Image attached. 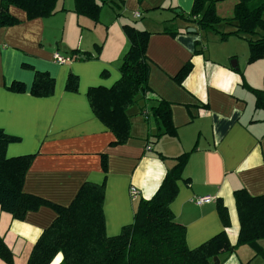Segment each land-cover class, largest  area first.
<instances>
[{
  "label": "crops",
  "instance_id": "obj_1",
  "mask_svg": "<svg viewBox=\"0 0 264 264\" xmlns=\"http://www.w3.org/2000/svg\"><path fill=\"white\" fill-rule=\"evenodd\" d=\"M113 1L119 7L103 5L97 23L74 13L73 0H58L55 14L32 20H26L22 10L9 8L20 24L0 29V129L19 138L7 146V158L35 154L22 190L66 207L84 183H104L105 234L114 237L132 223L136 202L154 195L175 158L189 153L170 204L174 221L185 228L189 249L222 230L234 245L239 222L233 192L264 194V110L255 108V97L245 87L264 93V57L248 64L243 39L223 41L213 33H197L193 24L178 17L189 13L193 0ZM235 3L219 0L216 11L228 17ZM135 12L140 18H134ZM124 25L150 34L146 56L152 93L137 99L126 112L131 138L112 146L115 136L93 113L87 91L109 89L119 80L120 62L129 48ZM219 29L231 31L228 26ZM86 52L96 57L81 59ZM55 54L72 60L57 63ZM187 63L191 71L179 85L173 78ZM33 70L54 79L53 95L29 94ZM69 74L78 78L75 93L65 91ZM14 81L22 82L26 92L8 91L6 86ZM158 99L170 104L175 137H153L157 130L150 107ZM102 155L107 157L106 174ZM131 187L137 191L134 197ZM204 196L212 197V202H193ZM217 201L227 210V228L217 214ZM55 217L48 207L28 212L21 221L0 210V236L13 254L12 264L27 263L33 245ZM258 246L264 251V240ZM257 257L243 245L228 257L217 258L219 264H252ZM0 264L6 263L0 260Z\"/></svg>",
  "mask_w": 264,
  "mask_h": 264
},
{
  "label": "trees",
  "instance_id": "obj_2",
  "mask_svg": "<svg viewBox=\"0 0 264 264\" xmlns=\"http://www.w3.org/2000/svg\"><path fill=\"white\" fill-rule=\"evenodd\" d=\"M57 1L0 0V29L20 24L10 14V7L22 10L26 20H32L55 14ZM218 1L193 0L189 13L178 17L193 24L197 33H213L220 40L237 37L246 41L248 64L262 59L264 0H236L232 15L224 18L216 13ZM73 4L74 13L95 23L99 21L103 5L110 4L114 10L119 7L113 0H73ZM220 26L231 27V31L224 32L219 29ZM122 28L129 41V48L120 62L119 80L109 89L95 87L87 91L93 113L115 136L112 146L125 144L131 138V124L126 112L137 99L145 100L152 93L148 85L149 62L146 56L150 34L129 25ZM164 33L175 35L171 31ZM95 52L98 55L100 47H96ZM199 52L195 50V53ZM96 55L86 52L80 58L90 60ZM22 67L32 69L26 65ZM191 68L190 63L185 64L173 80L180 85ZM33 71L29 94L38 98L53 95L54 79L47 72ZM245 87L255 97V108L264 110L263 91L246 85ZM6 89L14 93L26 92V86L18 81L6 86ZM77 90L78 78L69 74L65 91L75 93ZM150 112L157 130L153 136L155 139L163 135L176 136L168 102L158 99L150 107ZM16 142H19V138L7 135L0 129V210L18 221L23 220L28 212H35L41 207H48L56 214L54 221L33 245L26 264H212L214 257L226 258L243 245L251 247L255 255L264 259V251L258 246V242L264 240V194L251 196L245 189L233 192L239 222L236 243L231 245L222 230L196 248L187 247L185 228L174 221L170 204L177 196V181L182 178L189 153L175 158V165L165 173L160 186L150 199H139L136 202L132 223L124 226L119 235L108 237L105 234L102 210L104 183H84L66 207L26 194L22 190L23 182L35 154L7 158V146ZM101 169L106 174L105 155L101 156ZM216 210L222 226L229 227L227 210L220 201L216 203ZM0 260L6 264L13 263V254L5 245L2 236Z\"/></svg>",
  "mask_w": 264,
  "mask_h": 264
},
{
  "label": "built area",
  "instance_id": "obj_3",
  "mask_svg": "<svg viewBox=\"0 0 264 264\" xmlns=\"http://www.w3.org/2000/svg\"><path fill=\"white\" fill-rule=\"evenodd\" d=\"M133 16H134V18H140V14L138 12H135L133 14ZM53 58H54L55 62H57V63H66V62H69L72 60V58L70 56L62 57L58 54H55ZM145 149L150 150V147L146 146ZM129 193L133 197L137 195V191L132 187L130 188ZM212 200H213L212 197L204 196V197H197V198L193 199V202L196 205H200V204L210 203V202H212Z\"/></svg>",
  "mask_w": 264,
  "mask_h": 264
},
{
  "label": "rangeland",
  "instance_id": "obj_4",
  "mask_svg": "<svg viewBox=\"0 0 264 264\" xmlns=\"http://www.w3.org/2000/svg\"><path fill=\"white\" fill-rule=\"evenodd\" d=\"M225 4H227V6H228L229 3H225ZM223 6H225V5H223ZM232 10H233V7H232V9H230V12H229V14H228V17H230V16L232 15ZM216 13H217V11H216ZM217 15H218L219 17L224 18L223 16H220L218 13H217ZM201 33H202V32H201ZM206 34H207V33H206ZM218 38H219V37H218ZM226 40H227V39H226ZM226 40H223V41H226ZM240 54H241V52H240ZM240 54H239V55H240ZM244 55H246V50L244 51ZM233 61H236V60H235V59H232V60L229 61L230 65L232 64ZM252 264H264V259H263V258H260V257H257L256 261H254Z\"/></svg>",
  "mask_w": 264,
  "mask_h": 264
},
{
  "label": "water",
  "instance_id": "obj_5",
  "mask_svg": "<svg viewBox=\"0 0 264 264\" xmlns=\"http://www.w3.org/2000/svg\"><path fill=\"white\" fill-rule=\"evenodd\" d=\"M192 31L195 32V30H192ZM231 66L234 67L235 66V62H232ZM213 264H219V260H218L217 257L213 258Z\"/></svg>",
  "mask_w": 264,
  "mask_h": 264
}]
</instances>
